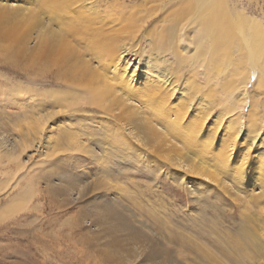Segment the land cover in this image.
<instances>
[{
    "label": "bare ground",
    "instance_id": "bare-ground-1",
    "mask_svg": "<svg viewBox=\"0 0 264 264\" xmlns=\"http://www.w3.org/2000/svg\"><path fill=\"white\" fill-rule=\"evenodd\" d=\"M15 2L0 0V96L40 110L35 131H0L8 203L40 183L63 205L86 202L93 219L83 224L113 248L108 264H264V15L225 0H181L162 17L101 0ZM120 16L129 37L116 30ZM60 112L56 161L41 135ZM90 160L112 179L144 162L192 197L216 186L234 199L229 227L207 224L199 206L204 226L174 225L163 242L114 196L124 188L84 172Z\"/></svg>",
    "mask_w": 264,
    "mask_h": 264
},
{
    "label": "rangeland",
    "instance_id": "rangeland-1",
    "mask_svg": "<svg viewBox=\"0 0 264 264\" xmlns=\"http://www.w3.org/2000/svg\"><path fill=\"white\" fill-rule=\"evenodd\" d=\"M24 1L34 4L33 9H40L39 0ZM101 1L106 3L112 11L130 8L135 11L141 10L144 14L146 9H153L157 10L156 16L162 17L164 10H173L169 8L181 0ZM225 1L235 6H244L246 10L256 16L262 14L263 17L264 15V0ZM166 7L168 9H165ZM155 14L149 17V20L155 18ZM137 15L139 14L137 13ZM124 17H126L125 14ZM120 20L121 16L118 22ZM118 22L115 23L118 34L129 37L134 30L129 28L130 22L127 21L124 24ZM146 32H150V30H146ZM139 40L140 38H136L130 43L136 45ZM136 57H140V55H136ZM24 86L30 88V86ZM3 95L2 93L0 96V131L11 135H22L23 132L29 130L30 132L31 130L35 131L33 129L36 122L35 116L40 108L33 109L32 103L27 100L20 101L19 105L11 104V102H7L8 98H4ZM60 113L52 124L44 127L41 135L42 143L49 142L58 149L56 161L62 160V128H66L67 125V123H62V112ZM76 126L80 129V125ZM78 129H76L77 132H79ZM245 150L246 148L243 146L239 151L245 152ZM257 155L258 153L255 151L253 157H257ZM103 160L104 158H102ZM90 162L91 169H84V172L89 176L91 173H95L97 177L105 179L107 182H114V185L113 183L111 185L116 188H124L126 190L124 193H115L114 190V196L139 219L153 227L163 242L165 241L164 236L172 238L174 225H183L187 234L190 233L189 229L204 226L199 206H205L207 224L215 225L221 222L224 230L229 227L228 217L234 210V199L220 192L216 186L210 188L203 186L198 190L197 196L192 197L186 190L179 188L178 183L166 174H158L155 177L154 170L149 165L144 166V162L141 169H126L127 172L123 171L116 176V179L106 177L103 173L106 169H102L97 162L90 160L88 164ZM163 170L166 172L169 169ZM110 192L112 191L110 190ZM0 193L4 195V192ZM43 193L46 196L44 199L42 198ZM2 195L0 196V264H108L105 260L113 254V248L105 246L104 243L107 240L103 233L89 228L86 222L83 224V221L88 218L93 219L87 212L86 202L63 205L62 197L56 198L51 193H47L42 183L38 184L37 190H28L13 203H8L10 196ZM248 195L249 193L244 195L245 200L248 199ZM206 200H209V203L204 205ZM36 206H38L37 210H35ZM259 219L258 224L263 226L264 215L262 214ZM231 232L236 233V231ZM260 263L258 261L251 262V264Z\"/></svg>",
    "mask_w": 264,
    "mask_h": 264
},
{
    "label": "snow or ice",
    "instance_id": "snow-or-ice-1",
    "mask_svg": "<svg viewBox=\"0 0 264 264\" xmlns=\"http://www.w3.org/2000/svg\"><path fill=\"white\" fill-rule=\"evenodd\" d=\"M88 178H85V181H87Z\"/></svg>",
    "mask_w": 264,
    "mask_h": 264
}]
</instances>
